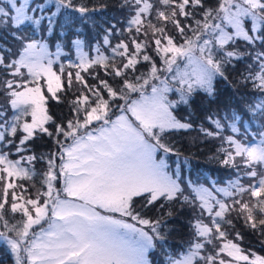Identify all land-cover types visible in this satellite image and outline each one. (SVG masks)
Segmentation results:
<instances>
[{
  "label": "snow or ice",
  "instance_id": "6c2138e0",
  "mask_svg": "<svg viewBox=\"0 0 264 264\" xmlns=\"http://www.w3.org/2000/svg\"><path fill=\"white\" fill-rule=\"evenodd\" d=\"M92 3L0 0V250L11 264H264V0H118L106 27ZM198 97L225 170L204 182L175 142Z\"/></svg>",
  "mask_w": 264,
  "mask_h": 264
},
{
  "label": "trees",
  "instance_id": "16d2710c",
  "mask_svg": "<svg viewBox=\"0 0 264 264\" xmlns=\"http://www.w3.org/2000/svg\"><path fill=\"white\" fill-rule=\"evenodd\" d=\"M101 2L107 5V8L103 12L92 13L91 15L95 19V23L99 24L101 27H106V22L113 23V17L119 13L118 10V0H93L91 7H99ZM78 15V14H77ZM77 31L83 33L84 36H91L93 39L97 37V30L93 27L92 22L85 20L83 23L79 24L76 28ZM235 77V73H233ZM230 101V96L228 92L224 91V86L221 85V96L219 98L218 104L223 107L224 104ZM231 103H235V100H231ZM217 107L216 104L211 105L212 109ZM209 108L207 100L197 98L196 103L192 109L188 111L191 113V119L195 121L196 127L187 133H177L175 136V142L178 148H181L184 155L189 156L192 160V165L185 168L184 175L190 177L191 179L199 182H204L205 180L219 179L225 176V170L221 169L219 165L210 162L209 157L214 150L215 145L211 142H206L199 132V124L204 115L205 110ZM51 110L58 117H64L68 114V107L64 104H57L56 102H51ZM182 116L187 115L185 112L180 113ZM255 126V125H254ZM36 147L38 151L47 152L50 147L49 138L44 137L38 139L36 142ZM175 159V158H173ZM180 224H186V219L184 217L180 218L177 224V229L179 231ZM181 242V236L177 235L176 238L170 243L178 244ZM2 246V242H0ZM253 250H257V253L264 255V251L259 250L258 244L252 245ZM158 257L157 264H159ZM0 264H11L8 259L7 254L0 250Z\"/></svg>",
  "mask_w": 264,
  "mask_h": 264
},
{
  "label": "rangeland",
  "instance_id": "374dc122",
  "mask_svg": "<svg viewBox=\"0 0 264 264\" xmlns=\"http://www.w3.org/2000/svg\"><path fill=\"white\" fill-rule=\"evenodd\" d=\"M119 18H120V13H117L116 16L114 15V17H113V23H115L116 20L119 19ZM72 59H75L74 53L72 55Z\"/></svg>",
  "mask_w": 264,
  "mask_h": 264
}]
</instances>
